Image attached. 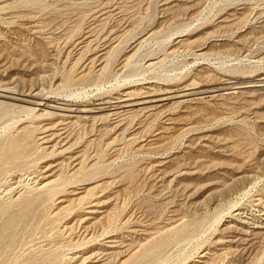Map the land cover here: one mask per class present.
<instances>
[{
	"label": "rangeland",
	"instance_id": "1",
	"mask_svg": "<svg viewBox=\"0 0 264 264\" xmlns=\"http://www.w3.org/2000/svg\"><path fill=\"white\" fill-rule=\"evenodd\" d=\"M260 80L264 0H0V264H264Z\"/></svg>",
	"mask_w": 264,
	"mask_h": 264
},
{
	"label": "bare ground",
	"instance_id": "2",
	"mask_svg": "<svg viewBox=\"0 0 264 264\" xmlns=\"http://www.w3.org/2000/svg\"><path fill=\"white\" fill-rule=\"evenodd\" d=\"M108 55V54H107ZM151 64V63H150ZM261 79H263V78H261ZM256 82V81H255ZM258 82H260L258 85H264V83H261V82H264L263 80H260V81H258ZM254 85V84H253ZM252 86V85H251ZM255 86V85H254ZM243 87H244V85L243 86H241V85H238V87L237 88H242L243 89ZM261 87V86H260ZM247 88V87H246ZM13 90H14V88H12ZM228 89V88H227ZM233 89V88H232ZM40 91V90H39ZM157 91V90H156ZM167 91V90H166ZM148 93H150V92H148ZM152 93V92H151ZM171 93H173V92H171ZM167 94V93H166ZM178 94V93H177ZM183 94V93H182ZM181 94V95H182ZM149 94H147V96H148ZM188 95V94H187ZM194 95V94H193ZM0 96L2 97V96H4V97H7V98H9L10 100H15V99H17L15 96H14V93H9L8 92V90L6 91V90H4V89H1L0 90ZM152 96V95H151ZM181 97V96H180ZM188 97V96H187ZM26 98V97H25ZM143 98V97H142ZM146 98V97H145ZM149 98V97H148ZM172 98V97H171ZM175 98V97H174ZM178 98V97H177ZM166 99H170V96L169 95H164V93H163V95L161 96V97H159V98H157L156 99V101H163L164 102V100H166ZM173 99V98H172ZM176 99V98H175ZM197 99V98H196ZM33 100V99H32ZM149 100V99H148ZM16 101V100H15ZM141 102V101H140ZM143 102V101H142ZM149 102V101H148ZM9 103H11V102H9ZM35 106H37V107H39V106H41V105H43V99L42 100H39V101H37V100H35L34 102H32ZM153 103V102H152ZM157 103V102H156ZM46 104V103H45ZM158 104V103H157ZM160 104V103H159ZM162 104V103H161ZM3 105H7L6 104V102L4 103V102H1L0 103V106H3ZM13 105H15V104H13ZM145 105V104H144ZM147 105V104H146ZM8 106V105H7ZM30 106V105H29ZM51 106V105H50ZM63 106V105H62ZM73 106H76L75 108H73L72 107V109L70 110V111H72V112H78V113H86L88 110L87 109H85L84 107H81V105H73ZM24 107V106H23ZM37 107H35V108H27V110H28V112H32V111H34V110H36L37 109ZM54 107V106H53ZM56 107V106H55ZM57 107H59V106H57ZM64 107H67V106H65L64 105ZM145 107V106H144ZM149 107V106H148ZM128 108V107H127ZM150 108V107H149ZM152 108H154L153 106H152ZM45 109V108H44ZM59 109V108H58ZM62 109H64V108H62ZM70 109V108H69ZM146 109V108H145ZM68 111V110H67ZM46 112V111H45ZM48 112V111H47ZM137 113H138V111H137ZM88 114V113H87ZM40 115H42V114H40ZM39 115V116H40ZM136 115V114H135ZM137 116V115H136ZM52 117V116H51ZM131 117V116H130ZM94 119V118H93ZM135 120V119H134ZM31 124V123H30ZM123 130H124V128H123ZM28 137H29V135H27V134H25L22 138H20L19 140H17V142L15 141L8 149H7V153L5 154V157L7 158V159H12V160H17L19 157H21L25 152H27L28 150H29V142H28ZM65 164V163H64ZM37 175V174H36ZM248 175V174H247ZM255 175V174H254ZM252 177V176H251ZM128 178V177H127ZM251 179V178H250ZM61 180V179H60ZM37 182V181H36ZM39 183V182H38ZM19 184H21V183H19ZM58 184L59 183H57V180L55 179V180H50V181H45V182H40V187H42V188H44V191H50V190H52L53 188H55V187H57L58 186ZM132 184V183H131ZM36 187V186H35ZM38 187V186H37ZM63 187V186H62ZM39 188V187H38ZM12 189V188H11ZM87 190H89V189H87ZM57 191H59V190H55V192H57ZM122 191V190H121ZM54 192V193H55ZM54 193H53V195H54ZM82 198H84V197H82ZM81 198V199H82ZM79 200H81L80 198H78ZM27 207V206H26ZM60 209V208H59ZM239 216V215H238ZM15 218L16 217H14V215H10L9 217H8V225H10L11 223H13V222H15ZM198 225V224H197ZM196 225V226H197ZM67 227V226H66ZM190 228H192V227H190ZM263 227H261L260 225H253V226H248V228H240L239 230H240V232H239V234L241 235L240 237H238V235H236V236H234L233 238H231V240H227L228 241V243L231 245V243H234V242H240V243H242V242H246L247 240H249V239H245L244 237H246L247 235H250V234H254V235H257V233L258 234H261V233H263V230L264 229H262ZM165 229V228H164ZM4 230L5 229H1L0 230V237H1V235H3L5 232H4ZM159 231V230H158ZM234 231V230H233ZM169 235V234H168ZM156 236V235H155ZM168 239H170V237L168 238ZM166 241V240H165ZM163 244V243H162ZM167 244V243H166ZM244 244V243H243ZM243 247V246H242ZM154 248V247H153ZM157 249V248H156ZM152 250V249H151ZM228 250V249H227ZM232 250V249H231ZM238 250V249H237ZM245 250V249H244ZM239 251V250H238ZM234 252V251H233ZM154 254V253H153ZM202 257H204L203 255H202ZM75 259V258H74ZM213 264V263H212Z\"/></svg>",
	"mask_w": 264,
	"mask_h": 264
}]
</instances>
